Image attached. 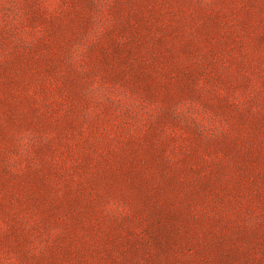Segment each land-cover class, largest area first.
<instances>
[{
    "label": "rangeland",
    "instance_id": "rangeland-1",
    "mask_svg": "<svg viewBox=\"0 0 264 264\" xmlns=\"http://www.w3.org/2000/svg\"><path fill=\"white\" fill-rule=\"evenodd\" d=\"M0 264H264V0H0Z\"/></svg>",
    "mask_w": 264,
    "mask_h": 264
}]
</instances>
